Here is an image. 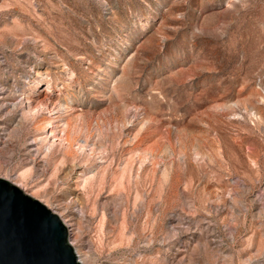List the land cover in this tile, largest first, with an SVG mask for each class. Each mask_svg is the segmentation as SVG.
<instances>
[{
	"label": "rangeland",
	"instance_id": "374dc122",
	"mask_svg": "<svg viewBox=\"0 0 264 264\" xmlns=\"http://www.w3.org/2000/svg\"><path fill=\"white\" fill-rule=\"evenodd\" d=\"M0 177L82 264H264V0H0Z\"/></svg>",
	"mask_w": 264,
	"mask_h": 264
},
{
	"label": "water",
	"instance_id": "95a60500",
	"mask_svg": "<svg viewBox=\"0 0 264 264\" xmlns=\"http://www.w3.org/2000/svg\"><path fill=\"white\" fill-rule=\"evenodd\" d=\"M0 264H82L59 215L2 177Z\"/></svg>",
	"mask_w": 264,
	"mask_h": 264
},
{
	"label": "bare ground",
	"instance_id": "6f19581e",
	"mask_svg": "<svg viewBox=\"0 0 264 264\" xmlns=\"http://www.w3.org/2000/svg\"><path fill=\"white\" fill-rule=\"evenodd\" d=\"M58 215H59V217L62 219V221L66 224V226H68V227L70 228V226H71L70 224H71V223L69 224L68 221H70V218H71L70 216H71V215H69L68 212L59 213ZM65 217H68V219L65 220ZM69 217H70V218H69ZM79 261H80V260H79ZM80 262H81V261H80ZM81 263H82V262H81Z\"/></svg>",
	"mask_w": 264,
	"mask_h": 264
}]
</instances>
